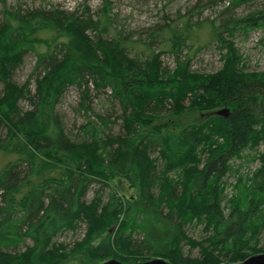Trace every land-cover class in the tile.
I'll list each match as a JSON object with an SVG mask.
<instances>
[{
    "label": "trees",
    "instance_id": "trees-1",
    "mask_svg": "<svg viewBox=\"0 0 264 264\" xmlns=\"http://www.w3.org/2000/svg\"><path fill=\"white\" fill-rule=\"evenodd\" d=\"M109 11L108 0L98 19L54 6L5 9L0 264H61L70 254H61L65 247L54 238L80 223L85 235L71 254L88 260L136 263L159 255L171 264H222L223 257L238 262L263 253L264 71H242L244 57L233 38L238 29L264 26V9L232 23L209 22L210 39L226 50L213 73L192 71L191 58L180 56L202 23L160 27L167 33L164 46L153 48L155 31L138 50L139 42L119 33L102 37ZM29 51L37 55L33 74L39 70L34 92L30 79L12 81ZM164 52L175 56L173 70L163 66ZM70 87L79 90L85 113L91 111L92 90L109 91L119 105L123 134L107 133L111 115L95 113L79 127L80 141L72 140L55 113ZM21 100L31 107L23 111ZM222 107L231 112L217 114ZM189 111L207 114L181 123ZM236 159L260 165L244 173L242 165L234 167ZM232 174L234 183L228 180ZM115 178L129 183L131 197L111 186ZM94 184L99 187L87 201ZM190 224H203L208 235L191 238L184 230ZM28 240L33 245L20 254L6 250ZM183 243L198 246L202 256L186 258Z\"/></svg>",
    "mask_w": 264,
    "mask_h": 264
},
{
    "label": "rangeland",
    "instance_id": "rangeland-1",
    "mask_svg": "<svg viewBox=\"0 0 264 264\" xmlns=\"http://www.w3.org/2000/svg\"><path fill=\"white\" fill-rule=\"evenodd\" d=\"M108 4L110 6V27L101 32L99 31L102 37L110 38L114 34L119 33L125 38H130L131 40L139 42L137 44L138 50L144 48L142 45L145 42H150L151 33H154L155 31H159V35L155 37V40L152 42L153 48L158 51L160 46H164V34L167 35V33L163 31L164 29L160 30V27L167 28L168 25L173 24L181 28L187 20L194 27H196L195 23H202L201 28L196 29V36L193 39L190 38V41L187 42V48H184L180 55L182 60L189 56L191 58V70L201 73H213L219 70L223 65L222 54L226 51L219 42L210 39L209 22L211 21L213 24L220 25L229 22L230 20L232 23L235 19L244 18L254 12L264 9V0H251L239 4L233 3V0H108ZM50 6L64 9L69 12L76 11L78 14H83L84 11H88L93 15L94 19H98L102 15L101 8L104 6V0H6L5 4L0 1V24H2L5 19V9L12 10L20 8L25 11L35 7L48 8ZM95 33L96 32H90L91 36H94ZM227 34L228 33H226L225 36H227ZM233 41L236 50L244 57V64L241 67L243 69L242 71L263 72L264 26L254 27L247 31L244 29H238ZM161 59L163 61V66L168 67L171 70L176 68V59L171 52H164ZM36 63V53L33 51L26 53L20 65L14 70L12 81L18 85H22L30 79L29 87L34 92L36 87L35 80L37 75H39V70L38 73L33 74ZM3 88L4 85L0 82V92L3 91ZM80 102L81 95L79 90L76 87H70L62 96L55 110V113L62 121L65 133L72 140L76 142L80 141L78 136L80 133L79 127L86 121V115L95 113L111 115V123L109 129L106 130L107 133H110L113 136L123 134L122 120L118 118L120 115L119 105L117 100L111 97L109 91H91V111L88 113H85L84 109L80 107ZM20 106L23 111L28 110L31 107L27 100H21ZM204 114L207 113L189 111L183 113L180 120L181 123H187L198 119L202 120ZM3 136H5V134ZM263 148L264 145L261 146V149ZM248 152L249 151L246 150L244 153ZM153 155H156V153ZM3 162V158L0 156V167ZM239 165H242L240 167V172L246 173L250 171L251 173V171L257 168L260 164L258 161L250 160L247 162L245 160L236 159L234 167L238 168ZM236 178L237 174H232L229 176L228 180L229 182L234 183ZM111 186L120 193L126 194L128 197L133 195V190L129 187V183L123 179H113ZM91 187L92 188L86 197L87 201L92 199L94 195L93 192L96 191L95 189L98 188L99 185L94 184ZM227 191L231 194L232 188L229 187ZM203 228V224H190L186 225L184 230L191 238L200 240L208 235L204 232ZM85 229L86 224L80 223L75 231L66 230L54 238L56 243H60L65 247L64 250L62 248L59 252L61 254L63 252H69L70 254V256L61 261V264H101L104 262L95 257L88 260L89 258H86L84 255L75 256L71 254L77 244L83 240ZM263 234L264 230L262 235ZM31 245H33V242L28 240L26 244H22L16 249L10 247L6 250L14 254H20L26 250L27 246ZM183 255L186 258L194 260L202 256L201 250L198 246L191 247L186 243H183ZM153 258L163 257L159 255L150 257V259ZM224 262H228L225 257H223V263Z\"/></svg>",
    "mask_w": 264,
    "mask_h": 264
},
{
    "label": "water",
    "instance_id": "water-1",
    "mask_svg": "<svg viewBox=\"0 0 264 264\" xmlns=\"http://www.w3.org/2000/svg\"><path fill=\"white\" fill-rule=\"evenodd\" d=\"M217 112L219 114L226 115L229 113V109L224 108V109L218 110ZM101 264H126V263H123L122 261L118 259L112 258V259L102 262ZM128 264H171V263L163 258H153L150 260L143 261L141 263H128ZM222 264H264V252L258 253V254H252L243 261L224 262Z\"/></svg>",
    "mask_w": 264,
    "mask_h": 264
},
{
    "label": "bare ground",
    "instance_id": "bare-ground-1",
    "mask_svg": "<svg viewBox=\"0 0 264 264\" xmlns=\"http://www.w3.org/2000/svg\"><path fill=\"white\" fill-rule=\"evenodd\" d=\"M224 108H228V109H229V113L231 112V110H230V108H229V107H222V108H220V109H224ZM220 109H218V110H220ZM218 110H217V111H218ZM217 111H216V112H217ZM229 113H228V114H229ZM217 114H219V113L217 112ZM228 114H226V115L219 114V115L227 116Z\"/></svg>",
    "mask_w": 264,
    "mask_h": 264
}]
</instances>
